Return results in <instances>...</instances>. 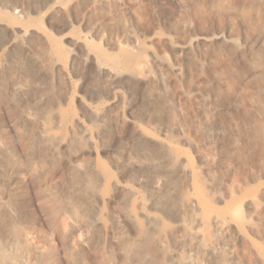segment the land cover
I'll list each match as a JSON object with an SVG mask.
<instances>
[{"label": "rangeland", "instance_id": "1", "mask_svg": "<svg viewBox=\"0 0 264 264\" xmlns=\"http://www.w3.org/2000/svg\"><path fill=\"white\" fill-rule=\"evenodd\" d=\"M14 1H0V18L27 13L19 24L44 30L61 46L60 60L64 44L92 52L89 63L78 57L62 72L64 94L74 96L64 108L88 122L87 111L107 105L126 122L120 134L108 133L94 161L154 218L147 263L264 264V88L254 67L260 60L264 68V0H18L15 11ZM98 59L137 81L106 87ZM141 135L148 148L113 165L111 157L125 161L127 141ZM164 154L169 169L157 180L162 172L150 158Z\"/></svg>", "mask_w": 264, "mask_h": 264}, {"label": "bare ground", "instance_id": "2", "mask_svg": "<svg viewBox=\"0 0 264 264\" xmlns=\"http://www.w3.org/2000/svg\"><path fill=\"white\" fill-rule=\"evenodd\" d=\"M17 1L14 11L21 3ZM19 16L9 17L11 21L0 18V264H151L146 254L155 244L154 218L146 203L94 161L108 133L120 134L126 122L107 105L91 104L88 122L64 108L63 102L72 104L74 96L64 94L62 72L68 65L74 68L79 58L89 63L91 51L64 44L66 60H60L61 46L52 45L40 27L20 25L16 18L27 20V13L21 10ZM39 50L46 56H38ZM25 63L34 64L37 71L30 72ZM93 63L108 88L122 78L137 81L135 73ZM254 67L264 88L260 60ZM22 69L27 73L22 75ZM129 139L127 163L111 157L113 165L128 164L135 147L149 146L142 135L137 144ZM166 156L150 158L162 172L157 180L169 169H164ZM156 158L162 161L156 163ZM162 209H168L166 203Z\"/></svg>", "mask_w": 264, "mask_h": 264}]
</instances>
